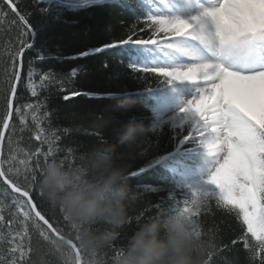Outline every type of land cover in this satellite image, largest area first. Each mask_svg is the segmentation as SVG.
<instances>
[{
	"label": "snow or ice",
	"instance_id": "6c2138e0",
	"mask_svg": "<svg viewBox=\"0 0 264 264\" xmlns=\"http://www.w3.org/2000/svg\"><path fill=\"white\" fill-rule=\"evenodd\" d=\"M106 2L112 0H74L70 6L87 7ZM2 3L8 11L0 8V17L7 22L9 13L14 14L13 22L20 32L17 36L19 47L12 53L8 77L11 84L8 112L0 122V149L6 139L5 131L14 128L10 123L14 113L22 126L31 115L36 128L35 139L41 146L25 153L27 159H20L17 153H10L6 158L0 156V180L14 194L8 217L3 214L4 205L0 202V226L7 233L0 264H28L32 251L31 229L46 242L64 229L46 217L34 198V185L25 186L13 178L20 175L17 161L24 166L25 173L31 171V180L35 181L36 172L41 168L40 158L46 163L59 151L60 137L55 133L49 136L41 127L38 105L28 103L13 107L18 96L17 85L22 80L23 57L26 50L33 48L30 41L35 36V28L16 0H2ZM125 6L133 12L140 9L145 13L144 28L137 29L141 22L137 17L127 38L66 59L120 49L122 54L128 55L127 67L132 73L153 74L162 78L159 84L177 93L180 102L172 125L174 130H183L185 126L189 129L178 142L196 144L207 157L208 167L207 178L201 184L189 186L182 201L175 200V194L168 195L175 204L167 211L186 208L197 192H205L218 208L234 213L246 227L247 234L242 239L251 264H264V0H136L135 5ZM146 29L151 31L149 38L137 35L138 31ZM24 36L29 39L24 40ZM78 71L73 68L71 76L75 77ZM33 75L30 64L26 86L35 97L37 87ZM51 79V74L42 75L41 85ZM80 95L97 96L71 92L63 99L68 101ZM44 145H47L46 151ZM67 151L71 153L72 149ZM33 157L35 167L29 163ZM24 179L27 181L29 175L25 174ZM200 217L201 214L194 224L203 229ZM211 258L212 255L209 260Z\"/></svg>",
	"mask_w": 264,
	"mask_h": 264
},
{
	"label": "trees",
	"instance_id": "16d2710c",
	"mask_svg": "<svg viewBox=\"0 0 264 264\" xmlns=\"http://www.w3.org/2000/svg\"><path fill=\"white\" fill-rule=\"evenodd\" d=\"M16 2L21 12L30 17L35 36L33 48L25 51L23 57L20 68L22 80L17 85L18 96L13 101V107L28 103L38 105L37 116L41 127L49 136L55 133L60 137L57 142L59 151L49 159L72 156L73 150L87 151L94 145L108 141L112 138L114 128H119L130 120L141 122L150 129L131 161L130 173L136 174L130 175L129 183L139 193V199L131 207L129 224L107 252L106 259L109 264H113L126 242L125 238L131 236L140 223L161 211H167L170 205L175 204V200L184 199L183 193L188 188L170 182L165 168L167 163H163L178 146L190 150L197 145L191 142L182 145L178 142L179 138L187 135V128L172 130L168 124H162L152 129L153 118L149 112V99L145 88L153 87V90L162 86L163 84H159L162 78L153 74L132 73L127 67V54H122L120 49H109L86 58L66 59L117 39L127 38L129 28L136 22L138 15L130 8L127 9L123 0L77 8L70 6L74 0H63L62 3H58V0H52L51 3L49 0ZM127 3L133 5L131 2ZM0 8L8 11L2 0ZM38 9L46 11L41 12ZM13 19L14 14L11 13L7 22L0 17V122L7 114L10 98L11 84L8 77L11 72L12 53L19 47L17 36L20 30ZM143 19L140 18L141 22L137 24L138 30L144 28ZM137 35L147 39L151 36V31H138ZM23 39L28 40L29 37L24 36ZM40 56L44 59L40 60ZM30 64L37 87L35 97L26 86ZM73 68L79 70L75 77L71 76ZM44 74H51L52 79L42 86L40 77ZM71 92L95 93L97 96L80 95L65 101L63 97ZM126 93L137 101L135 108L125 113L106 111L116 103L112 94L123 96ZM101 116L105 119L111 118V124L103 131L95 126ZM10 123L14 128L7 131L3 158L10 153H17L20 159H27L25 153L34 152L41 146L35 139L36 128L31 115H28L25 126L20 124L19 116L15 113ZM43 148L46 151L47 145ZM69 148L72 149L71 153L67 151ZM121 151L126 152L127 149ZM29 163L35 167V157ZM44 163L43 158H40L41 167ZM16 166L20 169V175L13 178L25 186L33 184L34 198L46 217L57 222L65 231H70L71 226L63 219V214L50 208L39 195L35 187L36 181L31 180V171L25 173L24 166L18 161ZM25 174L29 175L27 181L24 179ZM39 175L40 170L36 172L37 178ZM170 193L175 194V200L168 199ZM12 195L14 194L11 190L0 180V202L4 205L3 214L6 217L12 207ZM158 204L161 205L160 208L156 207ZM200 220L203 231L215 246L209 264H251L242 239L247 234L246 227L234 213L218 208L213 200L210 201L208 210L201 213ZM6 234V229L0 226V252L6 247ZM234 240L235 244L232 243ZM30 247L32 251L28 264H51L52 255L48 242L34 229H31Z\"/></svg>",
	"mask_w": 264,
	"mask_h": 264
},
{
	"label": "clouds",
	"instance_id": "9594fccd",
	"mask_svg": "<svg viewBox=\"0 0 264 264\" xmlns=\"http://www.w3.org/2000/svg\"><path fill=\"white\" fill-rule=\"evenodd\" d=\"M112 98L116 103L108 112L125 113L137 105L127 94ZM110 124L111 118L101 116L95 126L103 131ZM149 131L130 120L114 128L110 140L43 164L35 187L71 226L49 238L51 264H109L107 252L129 224L131 207L139 199L129 183L131 161ZM209 204V196L199 191L186 208L161 211L144 220L125 238L113 264H209L214 243L194 224Z\"/></svg>",
	"mask_w": 264,
	"mask_h": 264
},
{
	"label": "rangeland",
	"instance_id": "374dc122",
	"mask_svg": "<svg viewBox=\"0 0 264 264\" xmlns=\"http://www.w3.org/2000/svg\"><path fill=\"white\" fill-rule=\"evenodd\" d=\"M168 91L171 93V96L170 97H171L172 100H170V102L173 105L171 107H169V110H168V107H166V110H165L166 111V114L164 116L170 115L173 118L174 115H175V112H176V110H177V108L179 106L180 98H179V96L177 95L176 92H173L172 91L171 88H168ZM171 124H172V122H171ZM172 127H173V125H172ZM200 169L202 170V167H200ZM206 178H207V175H206V177L203 176L201 178V181L198 184H201L203 182V180H205Z\"/></svg>",
	"mask_w": 264,
	"mask_h": 264
},
{
	"label": "bare ground",
	"instance_id": "6f19581e",
	"mask_svg": "<svg viewBox=\"0 0 264 264\" xmlns=\"http://www.w3.org/2000/svg\"><path fill=\"white\" fill-rule=\"evenodd\" d=\"M33 40H34V38L30 41V42H32L33 43ZM27 51V50H26ZM7 135H5V137H6ZM6 140V139H5ZM4 143H5V141H4ZM3 146H4V144H3ZM2 146V149H0V156H2L3 157V147Z\"/></svg>",
	"mask_w": 264,
	"mask_h": 264
},
{
	"label": "water",
	"instance_id": "95a60500",
	"mask_svg": "<svg viewBox=\"0 0 264 264\" xmlns=\"http://www.w3.org/2000/svg\"><path fill=\"white\" fill-rule=\"evenodd\" d=\"M7 112H8V107H7ZM7 131H8V130L5 131V135L7 134Z\"/></svg>",
	"mask_w": 264,
	"mask_h": 264
}]
</instances>
